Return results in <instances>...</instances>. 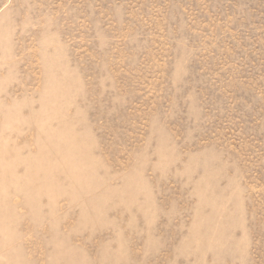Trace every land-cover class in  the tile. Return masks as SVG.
I'll return each instance as SVG.
<instances>
[{
    "label": "rangeland",
    "instance_id": "rangeland-1",
    "mask_svg": "<svg viewBox=\"0 0 264 264\" xmlns=\"http://www.w3.org/2000/svg\"><path fill=\"white\" fill-rule=\"evenodd\" d=\"M0 264H264V0H0Z\"/></svg>",
    "mask_w": 264,
    "mask_h": 264
},
{
    "label": "bare ground",
    "instance_id": "bare-ground-1",
    "mask_svg": "<svg viewBox=\"0 0 264 264\" xmlns=\"http://www.w3.org/2000/svg\"><path fill=\"white\" fill-rule=\"evenodd\" d=\"M54 136H55V135H49L50 139H52V140H53ZM73 145H74V146H75V145H76V146L78 145V144H77V140H74V139H73V140H72V143L69 144L68 147H67L66 145H63V146L65 147V149L68 150V148H69V149L71 150V147H72ZM61 146H62V144H59V147H60V148H61ZM74 146H73V147H74ZM57 150H58V149H57ZM57 152H58V151H57ZM60 159H61V162H63V161H62V157H60ZM63 163H64V162H63ZM73 165H74V164H73ZM73 165H72V167H73ZM69 168H70V167H69ZM69 168H68V169H69ZM70 169H71V168H70ZM71 170H72L71 178L73 177V180H74V181H78L79 179H81V178L83 177L80 173H77V172H76V174H75V172H74V170H76L75 167H73V169H71ZM77 179H78V180H77Z\"/></svg>",
    "mask_w": 264,
    "mask_h": 264
}]
</instances>
